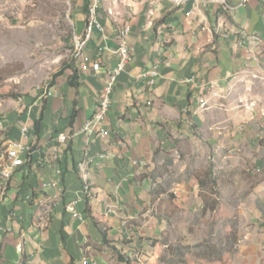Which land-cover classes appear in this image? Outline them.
I'll use <instances>...</instances> for the list:
<instances>
[{"label":"crops","instance_id":"obj_1","mask_svg":"<svg viewBox=\"0 0 264 264\" xmlns=\"http://www.w3.org/2000/svg\"><path fill=\"white\" fill-rule=\"evenodd\" d=\"M79 1L83 35L87 16L85 0ZM228 4L206 3L189 16L192 1L184 7L171 0L102 1L97 17L103 31H93L72 63L79 85L69 83L67 68L54 94L35 100L11 128L10 145L21 137L22 124L34 126L43 115L37 133L34 128L31 162L8 178L0 173V264H126L121 254L136 259L133 250L148 242L140 236L148 239L156 230L146 219L147 183L162 177L157 168L179 160L172 157L181 151L175 140L243 131L264 117V0ZM123 27L132 59L114 84L105 133L72 135L94 116L107 71L118 63L112 50ZM155 66L151 84L152 76L143 73ZM62 132L72 136L56 150ZM9 148L0 153V169ZM57 168L63 171L59 197L51 185ZM73 201L79 217L66 209Z\"/></svg>","mask_w":264,"mask_h":264},{"label":"rangeland","instance_id":"obj_2","mask_svg":"<svg viewBox=\"0 0 264 264\" xmlns=\"http://www.w3.org/2000/svg\"><path fill=\"white\" fill-rule=\"evenodd\" d=\"M81 11L79 0H0V153L76 58ZM247 124L175 140L181 151L166 154L179 160L147 183L156 230L140 236L148 242L133 250L137 264H264V117Z\"/></svg>","mask_w":264,"mask_h":264},{"label":"built area","instance_id":"obj_3","mask_svg":"<svg viewBox=\"0 0 264 264\" xmlns=\"http://www.w3.org/2000/svg\"><path fill=\"white\" fill-rule=\"evenodd\" d=\"M179 2L180 7V0H177ZM192 1V7L189 11H187V15L191 16L194 15L201 7L202 5L206 3H217L218 5L222 6L226 9V0H189ZM235 8V6H234ZM95 29L103 31V26L100 23L98 17H97V9H96V3H91L89 8V15L87 18V25L85 28V33L83 35H79L76 43H87L89 37L93 33ZM119 38V45L116 49H113L112 51L115 52L118 55V63L115 67L109 68L107 73L108 77L106 80V84L104 86V91L102 97L98 100V102L95 105V117L92 122L84 123L83 128L80 131H75L72 135H78L80 132L85 133H93L95 131H98V135H104L105 129L103 127L104 120L106 117V114L110 108L111 101H112V94H113V88L114 84L117 80L118 75L124 70L125 65L132 59V49L129 43V29H124V27L120 30L118 34ZM77 57V56H76ZM93 67L95 70H99L101 67V64L99 61H95L93 63ZM159 73L158 67L155 66L153 69L147 70L143 75H151V79L149 83L154 82V75H157ZM41 95L45 98L50 97L54 94L52 86L51 87H43L41 90ZM21 137L18 140H15L10 145V152L14 155V163L13 164H6L4 162V169H0L1 174H10L13 176V174L16 172V170L20 167H23L27 163H30L32 160V154H33V142L32 139H34V126L30 123H24L21 126ZM67 133H59L56 138V150L58 149L59 144L67 143L71 136ZM89 169V168H88ZM77 170L79 172V161L77 163ZM62 175L63 171L60 168H57L56 170V178L52 181L51 185L58 188L59 191L56 194L57 197L60 196V193L62 192ZM81 175V174H80ZM81 199H86V193L85 190L82 187ZM76 202L73 201L69 203L66 206L67 211L72 213L74 217H79L80 212L76 208ZM87 263V262H85Z\"/></svg>","mask_w":264,"mask_h":264},{"label":"trees","instance_id":"obj_4","mask_svg":"<svg viewBox=\"0 0 264 264\" xmlns=\"http://www.w3.org/2000/svg\"><path fill=\"white\" fill-rule=\"evenodd\" d=\"M94 0H85V5H84V8H83V13L87 16L88 18V15H89V8H90V4L93 3ZM67 68H69L71 70V75L69 77V83L72 85V86H77L79 85V70L78 68L72 64V65H69ZM62 74V72H58L56 75H54L52 77V80H51V83H50V86H53L56 82V79L58 76H60ZM41 118H43V115H40V118L37 119L35 121V124H34V128H35V131L36 133L39 131V121L41 120ZM151 178H156V175H150ZM86 208H85V211L88 212V214H90L92 216V211H91V207H90V204H89V201L86 200ZM103 232V236L104 238L106 239V233L104 231ZM120 260L125 262L126 264H137V260L136 259H132L131 257L127 256V255H120Z\"/></svg>","mask_w":264,"mask_h":264},{"label":"bare ground","instance_id":"obj_5","mask_svg":"<svg viewBox=\"0 0 264 264\" xmlns=\"http://www.w3.org/2000/svg\"><path fill=\"white\" fill-rule=\"evenodd\" d=\"M176 6L179 7V2L177 0H171ZM189 2V0H180V7H184L187 3ZM187 6V5H186ZM226 8H229V4H228V0H226ZM96 9H98V5H97V2H96ZM75 36V35H74ZM255 38L259 39L260 40V36L255 34L254 35ZM253 36V37H254ZM85 45V43H80V48H79V43H76V51H80L82 49V47ZM206 104V101L201 103V106H205ZM94 117H95V113H94V116H92L91 119H89L86 123H89V122H92L94 120ZM6 164H13L14 163V155L12 154V152H10V148L7 152V156H6ZM80 167H83V164H80ZM3 169H4V166H3ZM4 178H8L10 177L11 175L10 174H1ZM39 201V200H38ZM37 201V202H38Z\"/></svg>","mask_w":264,"mask_h":264}]
</instances>
